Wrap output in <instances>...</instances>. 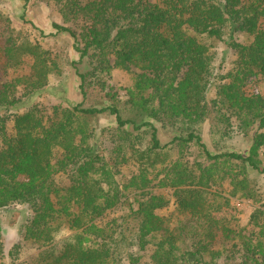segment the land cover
Returning a JSON list of instances; mask_svg holds the SVG:
<instances>
[{
  "label": "trees",
  "instance_id": "16d2710c",
  "mask_svg": "<svg viewBox=\"0 0 264 264\" xmlns=\"http://www.w3.org/2000/svg\"><path fill=\"white\" fill-rule=\"evenodd\" d=\"M46 1L58 7L64 23L53 27L73 38L81 62L90 61L94 74L110 76L116 68L129 72L133 84L121 103L107 80L90 81V74L78 71L83 97L88 84H100L111 105L55 107L49 117L37 106L19 113V87L26 94L41 90L59 67L50 52L21 41L0 13V110L6 113L0 120V211L29 208L32 217L22 234L43 249L40 264H120L124 259L141 264L142 255L127 257L130 248L151 249L149 264H264V211L252 216L263 240L254 241L223 224L218 215L230 200L211 191L218 168L226 172L233 195L244 198L256 196L248 169L264 174V96L247 91L253 78H264V0ZM238 33L251 41L239 43ZM213 40L226 42L237 56L221 78L212 69ZM25 57L33 59L31 74L6 79ZM210 86L215 89L211 100ZM104 114L118 124L113 167L92 144L90 120ZM207 122L216 154L203 142ZM155 123L174 133L172 144L195 145L212 162L198 170L182 161L162 169L160 184L173 190L177 206L170 216L158 213L171 203L164 195H125L146 191L162 176V171L154 174L167 163L169 144L162 145ZM234 131L246 137L254 131L248 155L225 151ZM143 133L149 142L139 148ZM128 164L136 171L121 185L116 176ZM60 173L69 175L67 187L56 184ZM116 210L118 216L100 223ZM66 228L71 235L56 255L51 246ZM2 232L0 221V255ZM220 236L225 250L214 249Z\"/></svg>",
  "mask_w": 264,
  "mask_h": 264
},
{
  "label": "rangeland",
  "instance_id": "374dc122",
  "mask_svg": "<svg viewBox=\"0 0 264 264\" xmlns=\"http://www.w3.org/2000/svg\"><path fill=\"white\" fill-rule=\"evenodd\" d=\"M154 3L156 0H149ZM0 13L11 21V26L15 31L16 36L21 41H27L33 45H38L42 49L51 53L58 64V70L49 76L48 84L41 90L32 94H26L22 87L18 89V98H21L22 103L19 113L32 109L37 106L41 109L46 117H49L55 107L72 108L79 104H83L86 108H103L111 105L106 92L101 90L100 84H88L87 97L84 98L81 93V80L78 74H90V81L95 79L107 80V84L115 88L120 96L121 103L125 102L126 90L133 84V76L124 70L113 69L111 75L94 74L93 66L88 60L80 61V54L75 49V42L73 38L67 33H58L53 25L55 23L63 24V18L59 13L58 7L46 0H0ZM236 39L239 43L247 44L252 37L238 33ZM210 53L212 55V69L215 78H221L231 70L237 58L236 52L230 49L226 42L220 40L209 41ZM76 64V65H74ZM33 65L32 57H25L23 64L17 68L16 71H9L4 77L11 79L17 76H29L31 74V67ZM99 77V78H96ZM102 83V82H101ZM250 94L256 93L264 96V78L255 77L251 80L247 87ZM207 96L209 100L215 96V89L210 86ZM6 115L3 110H0V120ZM135 118V117H133ZM91 125L95 128V136L92 139V144L96 150L105 155L106 159L113 167V156L116 145L114 137L118 124L116 118L109 114L98 116L90 120ZM139 121V120H138ZM12 119L7 120V127L9 130L12 127ZM158 128V135L162 145H168L165 150L168 156L167 163L164 167H159L154 175H160V172L165 167H171L177 161L188 162L189 167L198 170L200 166L208 167L212 162L203 156L201 151L195 145L179 146L172 144L174 133L163 129L158 123H155ZM132 132L131 128H128ZM246 137L238 131H234L231 138L227 140L225 151L240 153L248 155L251 147V138ZM139 148L146 147L149 142V137L146 134H141ZM202 138L208 149L216 154V149L213 146L212 137L210 135V124L205 123L202 127ZM227 169V168H226ZM136 169L131 165H124L121 167V174L116 178L124 185L135 173ZM166 172L162 171V176L153 180L146 191H125V195L129 199L139 197L142 192H147L155 195H164L171 200L168 207L158 211L160 215L170 216L176 213L177 206L174 203L173 190L169 187H163L160 180L165 177ZM248 178L251 182V187L255 190L256 196L251 198H244L240 193L233 195V186L230 180L227 179L226 172L221 168L215 169L213 173L214 185L211 191H217L224 197L230 200L228 210L223 211L218 215L228 227L236 230H241L247 236L263 241L259 237V228L254 224L252 216L258 211H264V174L248 169ZM55 182L59 187H67L70 183L69 175L67 173H60L55 177ZM121 211H113L105 216L100 222L105 224L111 219L118 216ZM32 212L28 207L23 205H14L7 209L0 211V221L3 228V254L0 255V264H40V249L38 245L24 241L23 227L31 219ZM263 221V220H262ZM258 221V222H262ZM136 225V224H134ZM133 225V226H134ZM71 235V231L66 228L56 239L51 246L56 255H59L64 250V240ZM227 248L223 237H219L214 244V249L225 250ZM140 254L143 259L141 264L150 263L151 249L147 251H138L136 248H130V255ZM125 257V256H124ZM126 258V257H125ZM225 259H222L224 262ZM120 264H132L127 259H124Z\"/></svg>",
  "mask_w": 264,
  "mask_h": 264
}]
</instances>
